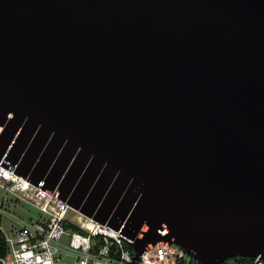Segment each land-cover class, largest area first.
Instances as JSON below:
<instances>
[{"label": "water", "instance_id": "1", "mask_svg": "<svg viewBox=\"0 0 264 264\" xmlns=\"http://www.w3.org/2000/svg\"><path fill=\"white\" fill-rule=\"evenodd\" d=\"M1 129L136 261L264 260V0H0Z\"/></svg>", "mask_w": 264, "mask_h": 264}, {"label": "built area", "instance_id": "2", "mask_svg": "<svg viewBox=\"0 0 264 264\" xmlns=\"http://www.w3.org/2000/svg\"><path fill=\"white\" fill-rule=\"evenodd\" d=\"M2 130V129H1ZM6 190L27 205L17 215L0 195V246L5 255L0 264H200L185 249L169 242L151 245L135 260L134 241L109 224H102L72 208L50 191L44 182L35 185L16 173L15 167L0 165V191ZM247 259V261H243ZM229 264H264L262 257L229 259Z\"/></svg>", "mask_w": 264, "mask_h": 264}, {"label": "rangeland", "instance_id": "3", "mask_svg": "<svg viewBox=\"0 0 264 264\" xmlns=\"http://www.w3.org/2000/svg\"><path fill=\"white\" fill-rule=\"evenodd\" d=\"M0 195L2 197H5V196L9 197L10 200L6 204V206L9 210H11L12 212H14L17 215L26 214L27 208H28L27 205L21 203V201L18 200L16 198V196L12 195L11 193H9L6 190H1ZM0 220H4L7 223V225L9 226L10 221H8V219H5V218L3 219L0 217Z\"/></svg>", "mask_w": 264, "mask_h": 264}, {"label": "trees", "instance_id": "4", "mask_svg": "<svg viewBox=\"0 0 264 264\" xmlns=\"http://www.w3.org/2000/svg\"><path fill=\"white\" fill-rule=\"evenodd\" d=\"M5 255V250L3 249V245L1 244L0 246V256H4ZM229 261L228 260L225 264H229ZM243 261H247V259H244Z\"/></svg>", "mask_w": 264, "mask_h": 264}, {"label": "bare ground", "instance_id": "5", "mask_svg": "<svg viewBox=\"0 0 264 264\" xmlns=\"http://www.w3.org/2000/svg\"><path fill=\"white\" fill-rule=\"evenodd\" d=\"M3 132H4V129L0 130V135H2Z\"/></svg>", "mask_w": 264, "mask_h": 264}]
</instances>
